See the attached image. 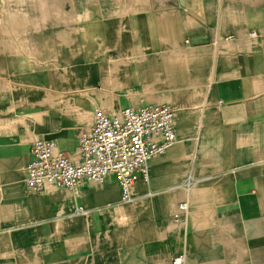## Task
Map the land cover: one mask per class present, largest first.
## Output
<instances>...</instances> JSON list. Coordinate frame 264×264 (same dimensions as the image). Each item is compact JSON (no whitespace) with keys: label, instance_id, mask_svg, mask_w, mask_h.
Segmentation results:
<instances>
[{"label":"crops","instance_id":"crops-1","mask_svg":"<svg viewBox=\"0 0 264 264\" xmlns=\"http://www.w3.org/2000/svg\"><path fill=\"white\" fill-rule=\"evenodd\" d=\"M0 12V264H264V0H0ZM159 104L175 107L177 139L132 203L112 175L28 191L34 142L77 162L96 111Z\"/></svg>","mask_w":264,"mask_h":264},{"label":"built area","instance_id":"built-area-1","mask_svg":"<svg viewBox=\"0 0 264 264\" xmlns=\"http://www.w3.org/2000/svg\"><path fill=\"white\" fill-rule=\"evenodd\" d=\"M175 114L170 104L127 108L113 115L96 111L92 126L80 137L77 162L58 151L55 140L34 142L33 160L27 168L28 191L41 193L47 186L74 191L87 183L103 185L112 175L121 190V203H132L137 180L150 178L149 163L176 142ZM199 182L189 174L181 187L189 193ZM87 213L81 207L76 212ZM188 213V201L180 203L172 227L186 229ZM186 259L182 253L173 257L171 264H186Z\"/></svg>","mask_w":264,"mask_h":264},{"label":"rangeland","instance_id":"rangeland-1","mask_svg":"<svg viewBox=\"0 0 264 264\" xmlns=\"http://www.w3.org/2000/svg\"><path fill=\"white\" fill-rule=\"evenodd\" d=\"M0 20L3 21L5 23V13L0 12ZM3 34V37L7 36V32H6V25L4 26V29L2 31H0V34Z\"/></svg>","mask_w":264,"mask_h":264}]
</instances>
